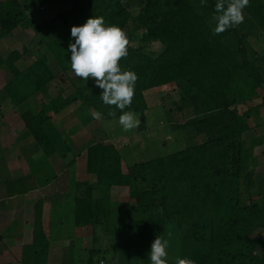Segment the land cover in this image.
Wrapping results in <instances>:
<instances>
[{"label":"trees","instance_id":"trees-1","mask_svg":"<svg viewBox=\"0 0 264 264\" xmlns=\"http://www.w3.org/2000/svg\"><path fill=\"white\" fill-rule=\"evenodd\" d=\"M62 1L70 8L52 22L79 12L88 18L102 16L106 25H118L124 30L133 19L139 41H129L128 56L120 64L122 70L135 71L138 80L133 102L123 111L140 114L144 121L150 94L165 92L169 99L166 92L177 89L179 99L172 100L174 106L169 110L192 111V116L199 118L189 121L187 117L186 124L202 137L196 145L127 166L126 172L113 143L90 141L84 146L86 171L96 177L95 184H76L80 193L75 198L74 223L92 230L91 247L83 251L85 264H104V256L97 261L94 257L109 252L124 253L127 264H151L149 250L156 236L170 241L169 264H179L181 259H191L194 264H264V240L255 235L256 230H264V204L250 194L255 188L256 158L253 146L246 148L243 140L250 129L251 112L258 108L251 106L242 113L237 108L258 95L264 67L258 66L253 51L248 59L245 34L235 27L214 34L216 22L212 17L217 0ZM6 2L11 9L5 8ZM20 8L16 0L0 3V39L22 24ZM244 10L264 34L263 0H251ZM146 43L159 45V51H145ZM48 48L62 70L67 71L70 61L59 51L60 42H52ZM26 51L22 47L6 57L0 54V66L7 65L13 76L6 88H15L19 96L12 100L15 104L55 78L44 57L18 70L15 62ZM238 86H251L248 97H243L245 88ZM101 97L102 89L94 81L76 86L65 97L58 94L41 103L37 114H22L24 129L44 154L50 155L54 147L43 129L50 118L48 114H60L82 103L103 120L119 118L121 110L105 105ZM143 126L141 123L139 129ZM114 186L127 187L130 198L126 218L119 211L121 225L125 223L119 230L112 213ZM244 199L247 201L242 203ZM41 204L35 206L32 240L22 247L21 264L48 263L50 237L44 229ZM100 228L104 229L102 234L109 235L108 243L112 237L111 247H99ZM72 257L70 251L64 264H75ZM117 262L114 259L111 264Z\"/></svg>","mask_w":264,"mask_h":264},{"label":"rangeland","instance_id":"rangeland-1","mask_svg":"<svg viewBox=\"0 0 264 264\" xmlns=\"http://www.w3.org/2000/svg\"><path fill=\"white\" fill-rule=\"evenodd\" d=\"M4 1L8 0H0V3ZM16 1L21 7V12L19 13L22 17H24V20L22 21V24L19 25V29H17L19 30V33H15L16 35L14 34L9 41H13L14 38H18L21 40L20 42L21 45H23L22 47L29 49V53L27 54L28 57L24 58L25 61L23 62V66L29 62L35 61L37 58L44 57L48 67L55 75V78L48 82V84H46L41 90L35 91L21 103L17 102V104L12 101L13 99L16 100L19 97L15 88H6L9 86L5 85L0 86V108L3 114L0 117V176H4L2 178H9L10 170L13 169V165L17 163L18 157L22 154V149L27 148L26 146H29L30 144L31 147L36 145L29 131L23 129L24 120L22 114H37L41 109V105L46 103L51 96L56 95L59 90L62 91L61 93L67 94L70 91H73L76 86L94 81L90 78L84 82L81 78H78L74 74L71 67H69L67 71H63L60 64L48 48L50 43L56 41L60 42L59 51L66 60L69 58L68 60L70 61L71 53L70 51L68 52V47L71 42H74V38L71 37V27L73 25H82L88 17L79 12H73V14L67 15L64 19H58L52 22L54 17L62 13L66 8H70L68 3H65V1L62 0L45 2L42 0ZM4 5L6 9H11L12 7L8 4V2L4 3ZM243 11L245 20L242 24L236 26L235 28L239 33L245 34V40L248 45L246 42H244V44L248 48V59H251V52L253 51L254 59L257 61L256 63L258 66L264 67V34L252 17H250L251 15L246 10ZM44 22H46L45 26H43ZM123 31L126 33L129 41L134 44L138 43L139 37L135 33V21L133 19L129 21ZM64 40L67 41L62 43ZM159 49V45L150 43L144 48L145 51L149 52H157ZM65 54H67L68 57ZM5 72H7V75H3L4 77L2 79L6 80L5 83L7 85L13 76L9 69ZM262 74L264 79V71ZM262 83V86L259 88L260 90H264V81ZM238 87L240 89L245 88L242 91H246L242 94L244 98L248 97L251 92L248 88L251 86ZM259 89L256 93H259ZM166 93H168L169 99H166L164 96L165 92L161 91L153 94L149 93L150 95L148 94L149 96L147 99L149 107L144 113V121L142 120L140 114H134L140 121L139 126L141 123H144L142 129H139L138 126L131 131L125 132L119 123V118L113 120H103L101 116L95 112V110H87L82 103L74 105L70 109V113L63 117H55L51 115L50 117H52V119L49 123L47 121L46 124H44L43 129H45V132L51 138L50 146H55V148L60 145H69L65 138V133L64 135L59 134L63 131H69L72 135V141H75L80 145L84 144V146L90 141L113 143L118 148L126 166H131L134 163L164 156L185 147L200 143L202 141V137L195 133L190 124H186L187 117H189V121L192 119L196 120L199 117H193L194 115L192 116V111H182L179 113L177 109L169 110V108L174 106L172 100L179 99V93L177 89ZM160 96H163L164 99L163 97L160 98ZM254 104L255 102L248 101L247 103L239 104L237 108L238 111L242 113L247 111L248 108ZM260 132L264 135V128H261ZM45 146H47V144ZM245 146L247 148V142H245ZM35 147L38 148L37 145ZM49 147L45 148L49 149ZM256 150L257 152L260 151L258 148ZM43 151V148L40 146V148L31 153V157L28 158L29 162H32V165L35 166L38 173H42L43 170L40 166L46 168V165L48 164L47 158L40 154V152L42 153ZM26 157L27 155L23 159L27 160ZM67 158L69 157L67 156ZM45 163L47 164L45 165ZM42 175H45L42 177L44 178L43 181L50 177L48 173L45 172ZM254 179L255 188L251 190L250 194H252L258 203L264 204V171H256ZM3 188L4 187H0V191H2ZM126 198H129V196ZM14 200L15 199H7L6 201L5 199V201H3L6 205L5 211H7L9 207L12 209L17 205V202L19 201L16 200L15 202ZM246 201L247 200L244 199L242 200V203H245ZM117 212L120 214L119 210H117ZM118 213L115 214L114 223L119 230L125 223L121 225ZM16 225V223H13L12 229L14 228V230H16ZM101 230L104 229L100 228V231L97 232L99 236H101L99 238L100 242H98L100 244L99 247L102 246L104 249L107 247L109 248L110 244L114 241L110 236L111 242L108 243L106 238L109 235L107 236L106 234H102L103 232ZM110 231H114L112 226L110 227ZM0 235L4 234L1 233ZM255 235L264 240V230H256ZM85 245L87 246V243H85ZM90 246L91 244L89 247ZM258 252L262 253L263 250L260 249ZM17 254L19 255V252ZM84 255L85 253L82 251L78 255L79 260L81 259L79 256H81L85 261L86 257ZM99 255L95 256L94 259L97 261L104 256V264H111L114 259H117V264H127L124 253L113 252V254H111V252H109L102 253L101 256ZM112 255H114V257H112ZM97 262L99 264V261Z\"/></svg>","mask_w":264,"mask_h":264},{"label":"crops","instance_id":"crops-1","mask_svg":"<svg viewBox=\"0 0 264 264\" xmlns=\"http://www.w3.org/2000/svg\"><path fill=\"white\" fill-rule=\"evenodd\" d=\"M18 27L0 39V54L3 57H6L14 50L22 49L23 45H21L20 39L14 38L13 41H9L15 33H19ZM28 50L27 48V51L15 62L18 70L22 71L34 62H29L23 66L24 58L28 57ZM7 69V65L0 66V86H6V80L2 78L4 77L3 75H7V72H5ZM61 92L59 90L56 95L61 94L65 97L72 91L67 94ZM56 95L51 96V98ZM250 102H255L252 106H257L258 109L251 112L248 120L250 129L245 133L243 140L248 143L247 148L253 146V156L256 158V171H264V135L260 132L261 128H264V90L259 89L258 95ZM77 104L79 103L74 105ZM74 105L60 114L50 112L48 115L63 117L70 113L69 111ZM51 119L52 117L49 118L48 123ZM64 133L69 145H65L66 147L60 145L57 148L53 146L54 152L50 155L40 152L41 155L47 158L48 163H45V165L47 164L46 168L40 166L43 169L42 173H38L32 162L28 160L31 157V153L37 151L40 147L36 148L35 145L31 147L30 144L26 146L27 148L21 150L22 154L18 157L17 163L13 165V169L10 170L9 178H2L4 176H0V187H4L0 191V234H4L0 235V264H21L22 247L32 240L35 206L38 203H42L43 225L50 237L47 264H64L70 258V251L75 264L86 263V259L84 261V258L79 256L81 258L79 260L78 255L91 247L89 245L92 243V230L89 227L78 226L74 223L75 198L80 193L76 184L78 182L95 184L96 177L94 174L86 171L84 144L80 145L72 141V135L69 131H63L59 134L64 135ZM257 148L260 149L259 152H257ZM26 155L27 160H24L23 158ZM122 169L124 172L127 171L123 158ZM44 172L50 176L45 181L42 178L45 176L42 175ZM127 196V187L114 186L111 188L113 216L119 210L124 213V217L126 218L125 213L127 212L129 203V198H126ZM5 199L6 201L7 199H15V202L16 200L19 202L12 209L9 207L5 211L6 205L3 202ZM118 215L120 216L119 213ZM13 223L17 224L16 230L12 229ZM85 243H87V246ZM18 252L19 255L17 254Z\"/></svg>","mask_w":264,"mask_h":264},{"label":"clouds","instance_id":"clouds-1","mask_svg":"<svg viewBox=\"0 0 264 264\" xmlns=\"http://www.w3.org/2000/svg\"><path fill=\"white\" fill-rule=\"evenodd\" d=\"M204 3L207 0H203ZM251 0H217L214 34L223 33L242 24L244 9ZM70 67L74 74L84 82L93 79L102 89V102L114 105L122 114L119 123L125 132L139 126V119L132 111L124 112L133 102L138 76L135 71L122 70L120 61L128 56L129 40L118 25H106L102 16H91L82 25L71 27ZM111 115H115L112 112ZM170 241L156 236L149 250L151 264H169ZM179 264H194L191 259H181Z\"/></svg>","mask_w":264,"mask_h":264}]
</instances>
